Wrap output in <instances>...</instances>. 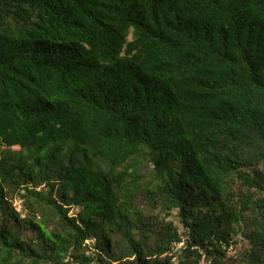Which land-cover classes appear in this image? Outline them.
I'll list each match as a JSON object with an SVG mask.
<instances>
[{
	"label": "trees",
	"instance_id": "16d2710c",
	"mask_svg": "<svg viewBox=\"0 0 264 264\" xmlns=\"http://www.w3.org/2000/svg\"><path fill=\"white\" fill-rule=\"evenodd\" d=\"M176 255L264 264V0H0V264Z\"/></svg>",
	"mask_w": 264,
	"mask_h": 264
},
{
	"label": "rangeland",
	"instance_id": "374dc122",
	"mask_svg": "<svg viewBox=\"0 0 264 264\" xmlns=\"http://www.w3.org/2000/svg\"><path fill=\"white\" fill-rule=\"evenodd\" d=\"M15 205H17V203H16ZM17 207H19V206L17 205ZM75 212H76V211H75ZM75 212H74V213H75ZM175 219H177V218H175ZM244 246H245L244 243H239V244L236 246L235 249H230V250H229V256H230V258H232V259H233V258H234V259H237V258L241 257L242 252H243V247H244ZM173 262H174L175 264L178 262V255H176V257H174ZM201 264H211V261H209L208 259H206V257H205V258L203 257V260H202Z\"/></svg>",
	"mask_w": 264,
	"mask_h": 264
},
{
	"label": "built area",
	"instance_id": "2783aa9c",
	"mask_svg": "<svg viewBox=\"0 0 264 264\" xmlns=\"http://www.w3.org/2000/svg\"><path fill=\"white\" fill-rule=\"evenodd\" d=\"M184 247V243H178L175 245V251H179ZM205 258V256H204Z\"/></svg>",
	"mask_w": 264,
	"mask_h": 264
}]
</instances>
